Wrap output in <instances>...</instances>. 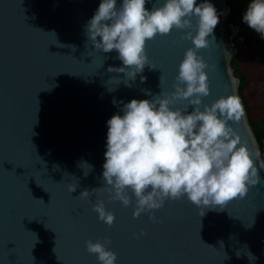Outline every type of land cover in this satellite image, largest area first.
<instances>
[{"label": "water", "instance_id": "95a60500", "mask_svg": "<svg viewBox=\"0 0 264 264\" xmlns=\"http://www.w3.org/2000/svg\"><path fill=\"white\" fill-rule=\"evenodd\" d=\"M101 2L0 0V264H99L86 249L89 240L115 253V264H264L259 161L260 182L245 198L228 202L223 211L205 208L204 215L186 197L168 199L138 218L130 191L128 207L102 190L79 198L84 190L104 187L107 121L123 115V104L133 99L171 94L184 53L193 47L182 39L184 32L173 30L147 42L156 69L146 65L135 80L109 73V67L123 66L118 53L95 50L86 34ZM208 2L223 15L208 37L210 46L198 52L208 65L210 89L201 110L222 96H238L245 115L229 123L253 154L259 149L264 162L231 64L236 47L224 28L230 8L227 0ZM163 3L147 0L145 7ZM196 26L193 17L188 31L195 34ZM185 108L192 111L187 101L172 105ZM69 184L77 186L75 192L68 191ZM97 200L114 214L111 226L93 211Z\"/></svg>", "mask_w": 264, "mask_h": 264}, {"label": "clouds", "instance_id": "9594fccd", "mask_svg": "<svg viewBox=\"0 0 264 264\" xmlns=\"http://www.w3.org/2000/svg\"><path fill=\"white\" fill-rule=\"evenodd\" d=\"M146 3L147 0H122L118 5L117 0H102L86 25L87 38L95 50L118 53L116 58L123 66L109 67V73L135 80L146 65L156 69L149 61L147 42L157 35H170L173 30L184 32L182 39L190 40L193 47L184 53L171 94L161 92L151 99H133L123 104V115L115 114L107 121L104 187L84 190L79 198L87 199L102 190L109 194L110 201L128 207L132 204L130 191L136 201L133 218L160 209L168 199L183 197L203 215V209L208 207L219 206L223 211L228 202L245 198L250 187L260 182L256 161L264 169L259 149L253 154L229 123H238L245 115L238 96H222L201 110L202 98L210 95V89L208 65L198 52L210 46L208 37L223 13L218 14L208 0L199 4L197 0H164L151 10ZM193 17L195 34L188 31ZM241 23L264 40V0H249ZM177 100L187 101L192 111L173 110ZM88 167L91 172L92 167ZM76 189L68 185L70 193ZM93 211L108 226L113 224L115 216L106 211L102 200L96 201ZM85 243L99 264H115L117 257L105 244L90 240Z\"/></svg>", "mask_w": 264, "mask_h": 264}, {"label": "trees", "instance_id": "16d2710c", "mask_svg": "<svg viewBox=\"0 0 264 264\" xmlns=\"http://www.w3.org/2000/svg\"><path fill=\"white\" fill-rule=\"evenodd\" d=\"M227 3L230 8V13L224 24L226 39L229 42L234 43L236 46L238 41L247 40L250 37H256L257 55L264 67V40H262L257 33L241 23L242 14L246 9L249 0H227ZM240 56V53L236 50V54L233 56L231 64L234 72L240 80V96L244 101L250 124L254 129L256 137L259 141L262 157L264 159V115L254 118L252 116L250 107L247 105L245 100V91L248 87V80L242 71V62Z\"/></svg>", "mask_w": 264, "mask_h": 264}, {"label": "rangeland", "instance_id": "374dc122", "mask_svg": "<svg viewBox=\"0 0 264 264\" xmlns=\"http://www.w3.org/2000/svg\"><path fill=\"white\" fill-rule=\"evenodd\" d=\"M256 40V37H250L238 41L235 46L241 55L242 71L248 80L245 100L254 118L264 115V67L257 55Z\"/></svg>", "mask_w": 264, "mask_h": 264}]
</instances>
